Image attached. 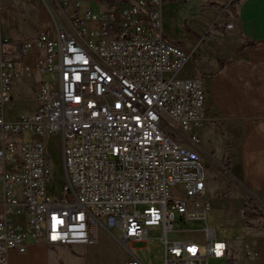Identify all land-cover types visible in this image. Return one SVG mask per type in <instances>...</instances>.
<instances>
[{
    "label": "built area",
    "instance_id": "2783aa9c",
    "mask_svg": "<svg viewBox=\"0 0 264 264\" xmlns=\"http://www.w3.org/2000/svg\"><path fill=\"white\" fill-rule=\"evenodd\" d=\"M42 1L52 26L35 38L15 40L0 28V264L29 241L93 243L100 218L122 231L124 245L151 243L149 229H160V264L225 255L207 226L202 241L169 236L177 219L205 221L211 204L194 130L205 119V92L199 76L180 74L190 55L164 36L163 0H96L102 9L87 6L82 17L80 0ZM235 28L233 18L224 23ZM31 66L48 77L38 78L36 106L7 120L12 83L31 76ZM51 133L64 176L55 196Z\"/></svg>",
    "mask_w": 264,
    "mask_h": 264
},
{
    "label": "crops",
    "instance_id": "0c3cea01",
    "mask_svg": "<svg viewBox=\"0 0 264 264\" xmlns=\"http://www.w3.org/2000/svg\"><path fill=\"white\" fill-rule=\"evenodd\" d=\"M89 1L93 10L102 9V3ZM47 12L40 0H0V28L15 40L35 38L43 27L37 21ZM162 16L164 36L190 55L180 74L199 76L205 92V119L194 130L206 166L210 210L221 212L225 234L218 239L217 228L207 225L210 210L203 221L226 245L225 255L209 258L220 264H264V0H163ZM231 18L236 28L226 31L224 23ZM32 70L31 76L14 79L5 119L35 108L38 78L45 75ZM24 217L14 215L17 221ZM205 227L173 229L169 236L202 241ZM95 236L86 244L29 241L23 252L8 250L7 264H121L130 256L149 264L148 243L122 244V231L108 226L105 218L97 223ZM161 253L155 264L162 262Z\"/></svg>",
    "mask_w": 264,
    "mask_h": 264
},
{
    "label": "rangeland",
    "instance_id": "374dc122",
    "mask_svg": "<svg viewBox=\"0 0 264 264\" xmlns=\"http://www.w3.org/2000/svg\"><path fill=\"white\" fill-rule=\"evenodd\" d=\"M89 0H80L79 1V7L77 9V15L82 17L84 15V10L87 6L90 5ZM41 5L44 7V10L48 11L46 9V6L43 1L40 0ZM49 13V12H47ZM38 24H43V26L49 25L52 26V19L50 17V14H47L45 16H41L40 19H38ZM43 78H48L47 76H43ZM22 101L26 104L30 102L29 99H22ZM22 138L27 140L30 138L28 133H24L22 135ZM47 150L49 152V160L50 165L52 169L51 177L48 183V190H50V193H52L54 196L58 195L61 190L62 181L64 179L63 176V168L61 163V151H60V143L58 140V135L56 133L48 134L45 138ZM141 205L138 206L139 209H141ZM207 225L209 227H216V237L218 239H221V235L225 234L224 228L221 227V212L217 210H210L207 214ZM205 227V222L203 220H195V221H182L177 219L174 223L173 229L175 230H183V229H191V230H198ZM150 237H154V240L151 243H148V246L150 248V256L147 262L149 264H155L158 261H161L163 250L162 247H157L156 242L159 240L158 238L161 235L160 229L158 228H151L148 231ZM134 248L139 250L140 244L134 243ZM208 264H220L218 261H213L211 258L208 259Z\"/></svg>",
    "mask_w": 264,
    "mask_h": 264
}]
</instances>
